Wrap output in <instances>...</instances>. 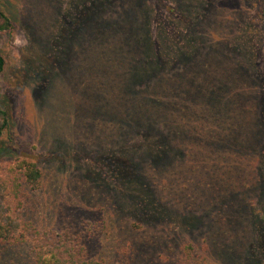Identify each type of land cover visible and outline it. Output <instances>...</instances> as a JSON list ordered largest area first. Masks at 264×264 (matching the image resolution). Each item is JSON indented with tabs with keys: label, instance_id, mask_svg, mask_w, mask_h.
I'll return each instance as SVG.
<instances>
[{
	"label": "trees",
	"instance_id": "1",
	"mask_svg": "<svg viewBox=\"0 0 264 264\" xmlns=\"http://www.w3.org/2000/svg\"><path fill=\"white\" fill-rule=\"evenodd\" d=\"M83 1L87 10L74 40L71 63H101L107 69L115 64L117 79H121L114 100L117 130L101 145L96 140L98 121L91 113L72 112L70 97L64 100L63 115L60 107L47 108L46 96L34 107L35 117L44 120L41 134L52 131L51 138L74 137L80 146L87 140L96 142L98 151L109 156L106 163L112 171L106 176L115 182L116 190L109 191V185L98 176L79 173L78 185L69 195L78 202L83 182L88 183L92 191L87 192L96 199L84 206L92 202L102 208L92 221L82 218L77 229H38L28 220L12 218L10 209L0 205V243L20 244L26 235L33 236V264H103L104 258L94 257L86 241L100 237L103 230L107 231L105 240L111 241L118 230L108 229L107 223L118 218L123 235L129 233L128 243L121 248L125 264H158L153 259L155 251L167 253L170 244L179 247L182 240L175 236L190 229L199 235L207 230L211 244L203 245L202 257L193 255L191 241L182 246L188 255L180 264H201L198 258L207 262L213 256H220L223 264H256L250 240L241 252L233 245L243 237L258 236L253 247L264 254V81L256 74L249 47L251 29L241 17L239 4L232 0H168L174 4L168 12H178L181 17L176 18L174 39L161 42L164 56L159 58L145 33L143 19L151 10L147 0ZM249 1L257 3L264 29V0ZM243 27L249 28L242 31ZM11 28L10 13L0 0V32ZM42 35L48 37L45 31ZM231 39L233 51L228 49ZM5 64L0 53V74ZM50 69L43 72L38 65L24 66L28 85L34 89ZM112 92L109 90L110 96ZM9 122V114L0 104V151L11 141ZM56 154L57 150L47 156ZM17 162V173L8 185L15 189L12 194L16 197L20 192L21 207L25 195L38 189L42 171L34 160ZM145 195L148 199L144 201ZM54 202L57 204L56 199ZM225 202L236 204L234 212L244 222V230L233 234L226 230L224 217L218 218ZM126 209L133 211L129 216L138 214L144 223L151 217L162 219L163 233L149 235L143 225L135 223L136 230L124 228ZM197 213L212 219L211 227L209 222L207 227H199ZM206 236H201L203 242L208 241ZM222 240L226 242L221 244ZM171 256L164 254L170 259L165 264H177Z\"/></svg>",
	"mask_w": 264,
	"mask_h": 264
},
{
	"label": "rangeland",
	"instance_id": "2",
	"mask_svg": "<svg viewBox=\"0 0 264 264\" xmlns=\"http://www.w3.org/2000/svg\"><path fill=\"white\" fill-rule=\"evenodd\" d=\"M1 1L10 13L12 28L0 32V53L6 61L5 69L0 74V104L8 112L9 123H11V141L5 145L4 150L0 151V205L10 209L9 213L12 218L15 217L19 221L21 219L28 220L38 229L61 230L68 227L77 229L78 222L82 218L92 221L93 217L101 215L99 212L102 207L99 209L92 202L86 203L85 206L83 204L96 199L95 194L92 196V193L87 192L88 189L91 190L92 185L83 182V192L78 194V202L82 204L75 201L77 200L75 197L69 195L70 191L78 185L75 181L81 176L78 174L86 172L89 175L98 176L100 180L109 185L107 186L109 191L114 193L116 189H113V183L115 182L106 176L108 171H112V166L109 162L106 163L109 156L100 153L97 143L91 139V141L87 140L85 145L80 146L74 137H71L72 139L51 138L52 131L48 132L49 134H41L44 120L35 117L34 107H37L47 96L45 100L47 108L60 107L64 115V100L70 97L71 111L79 115L91 113L94 116L93 119L98 121L96 140L99 143H106L111 140L110 136L117 130L114 100L121 79H117L119 75L115 64L107 69L101 63H71L75 57L74 40L82 30L80 22L83 20V11L87 10L83 0ZM232 1L239 4V9L242 10L241 17L249 23L250 28H248L251 29L250 35L253 39L249 47L254 54V63L257 66L256 74L262 78L263 82L264 29L257 13L258 5L249 0ZM214 2L215 0H212V3ZM146 3L151 10L147 18L143 19L144 28L146 26L145 33L154 43V52L158 54L159 58H162L164 46L161 42H171L170 40L174 39V34L178 30L176 18L180 19L181 14L176 12L171 15L168 12V7L174 5L168 0H147ZM76 20H78V24ZM74 21L76 25H74ZM38 27L41 29L38 30ZM248 28L243 27L242 31ZM40 31L47 32L48 37H44ZM233 44L234 40L231 39L228 46L231 51L234 49ZM48 59H53L54 63H49ZM27 64H31L33 67L38 65L43 72L51 67L48 75L45 73L46 76L42 83H39L34 89L28 85V76L24 74V66ZM53 79H55V84L49 90L50 81ZM109 90L114 91L111 96ZM111 98L113 101H110ZM55 150H57L56 155L47 156L49 152ZM18 159L34 160L42 171L38 189L25 195L21 207L19 206L20 192H16L19 196L16 197L15 194H12L15 189L9 188L8 185L9 178L17 173L18 168L15 169V167ZM9 165H13L12 168ZM55 199L57 204L54 202ZM147 199V195L142 197L144 201ZM225 203L223 215L219 214L218 218L224 217L227 223L226 230L232 234L238 230H244L242 229L245 226L244 222L234 212L236 204L233 203L230 206V202ZM158 205L161 203L159 202ZM130 209L124 210L127 215L124 228L128 226L129 230H136L133 226L135 223L140 224L141 227L143 225L149 235L163 233L162 219L151 217L149 222L144 223L145 221H142L138 214L133 213L132 216H129L130 212H133ZM197 217L201 220L199 227L202 225L207 227L205 224L207 222L211 227L212 219L206 216L200 217L199 214ZM104 220L105 218L103 224H105ZM119 223H121V219L118 218H113L107 223L108 229L111 227L115 232L118 230L117 233L113 232L111 241L105 240L107 239L105 230L100 237L96 236L86 241L88 251L90 250L94 257L102 256L104 258L103 264H118L119 262L125 264V254L121 253V248L123 244L128 243L129 233L127 230L123 235L124 229L120 227L122 223L120 225ZM103 228L106 229V226L104 225ZM141 229L139 228L140 232ZM204 230L201 235L197 234L196 229L183 231L175 236L182 240L179 247L170 244L167 253L162 250L155 251L153 259H158V264H165L170 259L163 257L164 254L166 256L173 255L171 258L176 259L177 264L183 263L188 255L187 250L183 247L190 241L195 249L193 255L202 257L200 253L203 252V245H207V242L209 245L211 244L210 234ZM204 233L208 238L206 242H203L201 237L205 235ZM114 238L115 241H113ZM239 240L233 244L234 248L241 252L247 248L246 244L250 240V252L253 254L256 264H264V254L260 252V249L253 247L256 245V240H260L258 236L243 237ZM222 242L226 241L222 240L221 244ZM32 244L33 236L30 235H26L20 244L0 243V264H33ZM112 244L115 245V248ZM219 251H223L221 247ZM213 258L207 262L200 258L197 260H200L201 264H223L220 256H213ZM149 260L152 261V258L149 257ZM143 264L150 263L146 261Z\"/></svg>",
	"mask_w": 264,
	"mask_h": 264
}]
</instances>
